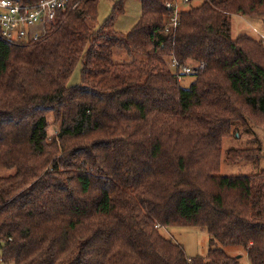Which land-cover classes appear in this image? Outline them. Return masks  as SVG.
Instances as JSON below:
<instances>
[{
  "label": "trees",
  "instance_id": "1",
  "mask_svg": "<svg viewBox=\"0 0 264 264\" xmlns=\"http://www.w3.org/2000/svg\"><path fill=\"white\" fill-rule=\"evenodd\" d=\"M124 1L98 24L99 0H82L37 42L0 34V260L239 264L232 245L264 264V169L221 174L234 124L264 123V42L230 33L233 14L264 16V0H202L176 27V0H140L127 33L115 29ZM260 152L231 148L227 160ZM162 226L206 229L208 253L189 257Z\"/></svg>",
  "mask_w": 264,
  "mask_h": 264
},
{
  "label": "rangeland",
  "instance_id": "2",
  "mask_svg": "<svg viewBox=\"0 0 264 264\" xmlns=\"http://www.w3.org/2000/svg\"><path fill=\"white\" fill-rule=\"evenodd\" d=\"M115 1L117 0H99L96 23L102 24L109 17ZM201 2L202 0H190L187 2L185 0H180L179 4L182 10H186L198 6ZM141 11L142 6L140 0H125L124 13L118 15L115 21V29L123 33L130 31L139 20ZM230 20V33L233 38L245 33L259 40L264 39L262 36L264 35V16L233 14ZM90 23L96 25V23L92 21H90ZM113 57L115 60L122 62H130L134 58V56L129 55L123 49H114ZM193 79V75H187L181 79V82L183 85L188 86ZM80 83L81 64H78L69 80V84L76 85ZM48 120L50 122L48 130L49 136L53 138L58 131L59 124L55 121L51 113L48 115ZM222 147L221 174L248 175L258 173L264 169V123L258 126L251 122L249 126L245 127L242 123L236 122L232 128L231 134L223 139ZM250 147L261 148L259 159L254 161L238 160L234 163H230V161L227 160L229 149ZM3 172L5 173V170H3ZM160 232L173 241L183 244L189 257L206 255L208 253L211 236L206 229L193 226H162ZM222 247L231 255L238 256L240 259L239 264H251L242 247L232 245H222ZM0 264L5 263L0 261Z\"/></svg>",
  "mask_w": 264,
  "mask_h": 264
},
{
  "label": "built area",
  "instance_id": "3",
  "mask_svg": "<svg viewBox=\"0 0 264 264\" xmlns=\"http://www.w3.org/2000/svg\"><path fill=\"white\" fill-rule=\"evenodd\" d=\"M81 1L40 0L36 3L23 4L16 0H0V34L14 42L29 43L43 40L60 18H64L70 11L74 10ZM179 1L166 3V6L172 10L168 17L170 24L174 27L178 25L181 11ZM262 36L264 38V35ZM171 66L175 70L178 62L172 60ZM194 73V66H183L179 71L178 79L181 80L186 75Z\"/></svg>",
  "mask_w": 264,
  "mask_h": 264
}]
</instances>
